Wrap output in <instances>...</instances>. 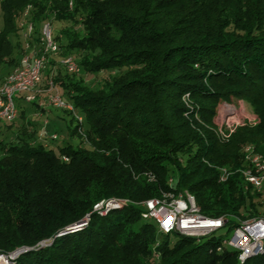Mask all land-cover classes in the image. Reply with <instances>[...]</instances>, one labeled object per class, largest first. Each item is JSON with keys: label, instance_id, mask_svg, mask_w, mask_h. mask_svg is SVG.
<instances>
[{"label": "trees", "instance_id": "1", "mask_svg": "<svg viewBox=\"0 0 264 264\" xmlns=\"http://www.w3.org/2000/svg\"><path fill=\"white\" fill-rule=\"evenodd\" d=\"M28 5L32 45L44 22H60L58 52L77 53L84 73L108 76L50 77L81 117L68 127L80 143L43 142L27 119L0 139V253L29 247L14 264H264V250L240 262L223 243L264 216V188L240 172L245 144L264 158V0H0V82L18 63ZM233 99L256 119L221 139L217 107ZM164 192L190 193L224 226L202 236L161 233L141 213ZM108 198L130 203L93 210ZM86 215V226L64 231Z\"/></svg>", "mask_w": 264, "mask_h": 264}, {"label": "built area", "instance_id": "2", "mask_svg": "<svg viewBox=\"0 0 264 264\" xmlns=\"http://www.w3.org/2000/svg\"><path fill=\"white\" fill-rule=\"evenodd\" d=\"M28 8L23 13V20L19 22L20 35L22 38V55L18 63L10 70L0 82V122L11 121L17 116L15 95L25 92V100H32L30 92L41 80V74L47 63L48 52H58L57 42L52 37L51 25L44 22L39 30V48H32V36L34 25L28 20ZM30 51V52H29ZM63 65L69 72L77 69V63L73 56H66L62 60ZM52 81H49V100L57 107L66 108L73 112L72 105L67 104L54 89ZM54 90V91H53ZM232 102L221 101L218 104L215 121L216 133L221 139L227 138L237 126L244 123L253 124L255 116L250 123L238 118L231 104ZM77 115V114H76ZM81 120V117L78 116ZM240 119V120H239ZM244 166L240 172L244 180L255 189L264 187V158L254 151L249 144L242 146ZM228 175L226 168H220V180H225ZM130 203L127 199L108 198L93 204V210L99 214H105L110 209L122 208ZM144 210L141 215L145 219L154 221L161 233L177 232L183 235L202 236L220 230L224 224L223 217H207L200 213L194 197L188 193L164 192L161 197L150 198L143 203ZM89 216L69 226L67 231L86 226ZM223 243L238 251V260L243 262L246 258L260 254L264 250V216L253 217L243 221L234 228L229 238ZM20 249V248H18ZM16 249V250H18ZM13 250L8 253H0V264H14L15 257L20 253Z\"/></svg>", "mask_w": 264, "mask_h": 264}, {"label": "rangeland", "instance_id": "3", "mask_svg": "<svg viewBox=\"0 0 264 264\" xmlns=\"http://www.w3.org/2000/svg\"><path fill=\"white\" fill-rule=\"evenodd\" d=\"M26 8H28V11H30L29 5ZM25 9L18 19L19 22H21L24 18L23 13L25 12ZM48 21L49 20H47L46 22ZM19 22H18V25H19ZM50 25H51L52 37L58 35L59 30L62 26V23L52 20L50 22ZM1 27H2V19H1V10H0V28ZM18 32L20 33V29L18 30ZM38 48H39V45H32V48L30 51L32 52ZM22 53L23 51L21 50V53L18 56L17 62L19 61ZM68 55L73 56L75 58V61L78 60L77 53L74 52ZM68 55H63L60 53V51L54 52V53L52 52L47 53V63L41 74V80L35 86L34 90L30 92V95H33L34 97V102L25 100L23 98H18L17 97L18 94L15 95V103H16L17 109L19 110L21 109L23 112L14 119V124L12 125L7 126L5 124L6 122L4 121L0 122V139L10 140V138H12L10 134L12 132L16 133V125H21L25 121V119H27L31 123H35L38 136L43 142H47L50 145L51 144L54 145L51 140H56L58 142L57 144L59 145L65 144L66 142H70L72 144L80 143V138L78 136L70 137L68 133V127H73L76 123L78 124L80 123V120L78 119L76 113L70 110L71 114H69L64 110L66 108L57 107L53 105L51 101L49 100V94L52 92V90H49V84H48V87L46 85L47 81L50 80V77L55 75L57 71H59L62 76L66 74L67 69L63 65L62 60L64 57ZM46 70L50 72L48 75L45 76ZM69 73L74 75V77L76 78L82 76L86 81H96V82H99L101 81V78L108 76V72H105V71H102L96 74L84 73L79 68L78 64H77V69ZM54 89H57V88L55 87ZM22 94H26V93L22 92ZM231 102H232L231 104H233L231 106L234 110L235 115L238 118H241V120L245 119V121L247 122L249 121L251 123L255 115L250 105L239 99H233ZM40 113H44V114L42 115ZM22 115L24 117H21ZM71 115L73 116L75 121L70 119ZM45 120L46 122H44ZM85 144L87 143L83 142V145ZM259 210L264 213V196H263V203L261 207L259 208Z\"/></svg>", "mask_w": 264, "mask_h": 264}, {"label": "water", "instance_id": "4", "mask_svg": "<svg viewBox=\"0 0 264 264\" xmlns=\"http://www.w3.org/2000/svg\"><path fill=\"white\" fill-rule=\"evenodd\" d=\"M67 230H68V229H66V230H64V231H67ZM26 249H29V247H22V248L16 250L15 252H16V253H19V252H22V251H24V250H26Z\"/></svg>", "mask_w": 264, "mask_h": 264}, {"label": "crops", "instance_id": "5", "mask_svg": "<svg viewBox=\"0 0 264 264\" xmlns=\"http://www.w3.org/2000/svg\"><path fill=\"white\" fill-rule=\"evenodd\" d=\"M40 114H42V115H43L44 113H40ZM44 122H46V120H45Z\"/></svg>", "mask_w": 264, "mask_h": 264}]
</instances>
